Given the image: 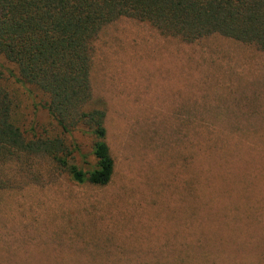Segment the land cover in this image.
Listing matches in <instances>:
<instances>
[{"label":"rangeland","instance_id":"obj_1","mask_svg":"<svg viewBox=\"0 0 264 264\" xmlns=\"http://www.w3.org/2000/svg\"><path fill=\"white\" fill-rule=\"evenodd\" d=\"M92 83L111 182L77 184L44 154L6 164L0 264H264V50L120 19L94 42ZM9 86L29 138L94 165L91 134L63 135L42 95Z\"/></svg>","mask_w":264,"mask_h":264},{"label":"trees","instance_id":"obj_2","mask_svg":"<svg viewBox=\"0 0 264 264\" xmlns=\"http://www.w3.org/2000/svg\"><path fill=\"white\" fill-rule=\"evenodd\" d=\"M120 19L189 43L221 35L264 50V0H0V175L16 158L44 154L77 184L111 182L107 110L96 104L92 72L94 42ZM9 84L32 100L42 95L63 135L78 129L91 134L94 165L83 169L72 162L61 137L29 138L15 116L19 104Z\"/></svg>","mask_w":264,"mask_h":264}]
</instances>
